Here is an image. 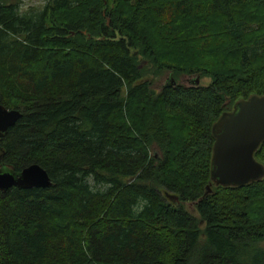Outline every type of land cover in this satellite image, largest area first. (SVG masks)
<instances>
[{
	"label": "trees",
	"instance_id": "obj_1",
	"mask_svg": "<svg viewBox=\"0 0 264 264\" xmlns=\"http://www.w3.org/2000/svg\"><path fill=\"white\" fill-rule=\"evenodd\" d=\"M262 94L264 0H0V104L21 113L0 170L51 181L0 191V264H264V177L209 170L212 124Z\"/></svg>",
	"mask_w": 264,
	"mask_h": 264
},
{
	"label": "water",
	"instance_id": "obj_2",
	"mask_svg": "<svg viewBox=\"0 0 264 264\" xmlns=\"http://www.w3.org/2000/svg\"><path fill=\"white\" fill-rule=\"evenodd\" d=\"M174 83V80L171 79ZM199 85V78L194 80ZM21 117L18 110H8L0 104V134L5 133ZM213 144L210 156L211 184L223 187H243L260 181L264 167L254 154L264 142V94L238 100L232 110L225 111L212 124ZM51 186L46 171L37 164L24 168L19 174L0 170V191L11 188L46 189ZM207 191L210 192L209 186ZM168 198L178 203V198Z\"/></svg>",
	"mask_w": 264,
	"mask_h": 264
},
{
	"label": "rangeland",
	"instance_id": "obj_3",
	"mask_svg": "<svg viewBox=\"0 0 264 264\" xmlns=\"http://www.w3.org/2000/svg\"><path fill=\"white\" fill-rule=\"evenodd\" d=\"M52 0H20V8L21 11H29L30 9L34 10H42L44 6ZM194 77H188V76H179L178 82L183 83L184 85H189V80H192ZM168 75L166 73L162 75H158L155 77H152L153 80V88L157 91L159 90L164 84L168 81ZM211 79L209 77H203L199 80V85L206 87L210 84ZM186 209L190 211L193 215H195V210L193 205L186 204Z\"/></svg>",
	"mask_w": 264,
	"mask_h": 264
},
{
	"label": "flooded vegetation",
	"instance_id": "obj_4",
	"mask_svg": "<svg viewBox=\"0 0 264 264\" xmlns=\"http://www.w3.org/2000/svg\"><path fill=\"white\" fill-rule=\"evenodd\" d=\"M192 80H193V79H192ZM192 80H189V83H188L189 85H191V83H192ZM182 84H183V83H182ZM164 85H165V84H164ZM164 85H163V86H164ZM163 86H162V87H163Z\"/></svg>",
	"mask_w": 264,
	"mask_h": 264
}]
</instances>
